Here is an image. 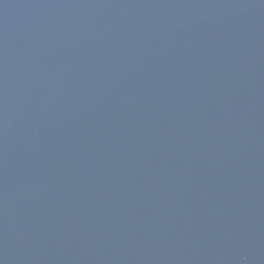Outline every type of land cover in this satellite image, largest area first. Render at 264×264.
<instances>
[{"label": "water", "instance_id": "obj_1", "mask_svg": "<svg viewBox=\"0 0 264 264\" xmlns=\"http://www.w3.org/2000/svg\"><path fill=\"white\" fill-rule=\"evenodd\" d=\"M0 264H264V0H0Z\"/></svg>", "mask_w": 264, "mask_h": 264}]
</instances>
